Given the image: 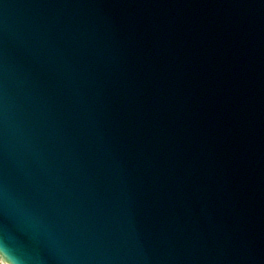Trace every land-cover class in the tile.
Listing matches in <instances>:
<instances>
[{
	"label": "water",
	"instance_id": "95a60500",
	"mask_svg": "<svg viewBox=\"0 0 264 264\" xmlns=\"http://www.w3.org/2000/svg\"><path fill=\"white\" fill-rule=\"evenodd\" d=\"M0 223L32 264H264V0H0Z\"/></svg>",
	"mask_w": 264,
	"mask_h": 264
},
{
	"label": "clouds",
	"instance_id": "9594fccd",
	"mask_svg": "<svg viewBox=\"0 0 264 264\" xmlns=\"http://www.w3.org/2000/svg\"><path fill=\"white\" fill-rule=\"evenodd\" d=\"M9 215L15 220L12 214ZM8 229L4 223H0V258L8 261L9 264H32L28 253L33 250L32 241L35 239L34 234L27 228H20L19 231L28 234L31 243L22 239L17 232H15L17 238L9 240Z\"/></svg>",
	"mask_w": 264,
	"mask_h": 264
},
{
	"label": "bare ground",
	"instance_id": "6f19581e",
	"mask_svg": "<svg viewBox=\"0 0 264 264\" xmlns=\"http://www.w3.org/2000/svg\"><path fill=\"white\" fill-rule=\"evenodd\" d=\"M2 258H0V260H1ZM3 260V259H2ZM4 261V263H6V261L5 260H3Z\"/></svg>",
	"mask_w": 264,
	"mask_h": 264
}]
</instances>
